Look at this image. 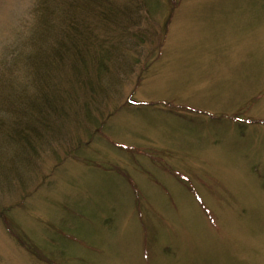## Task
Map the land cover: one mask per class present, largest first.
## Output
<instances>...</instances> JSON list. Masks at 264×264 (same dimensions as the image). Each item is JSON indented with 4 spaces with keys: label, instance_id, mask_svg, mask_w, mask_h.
<instances>
[{
    "label": "rangeland",
    "instance_id": "obj_1",
    "mask_svg": "<svg viewBox=\"0 0 264 264\" xmlns=\"http://www.w3.org/2000/svg\"><path fill=\"white\" fill-rule=\"evenodd\" d=\"M39 1L0 0V264H264V0H102L133 32L15 149Z\"/></svg>",
    "mask_w": 264,
    "mask_h": 264
},
{
    "label": "trees",
    "instance_id": "obj_2",
    "mask_svg": "<svg viewBox=\"0 0 264 264\" xmlns=\"http://www.w3.org/2000/svg\"><path fill=\"white\" fill-rule=\"evenodd\" d=\"M38 3L36 12L39 13L33 25L36 29L32 31L33 37L29 40L37 48L33 49L32 54H28L29 61L26 64L34 73L32 78L36 91L29 99L26 98V102L23 99L21 101L20 98L24 96L21 93L17 99L18 104L10 109L8 128L5 130L4 127L8 120L1 125V131L8 133L15 149H35L37 138L43 137V134L35 136L38 134V120L46 119L51 112L55 113L54 111L70 105V100L61 97L56 85L43 78L46 74H53L58 68L65 67L71 71L72 81L79 79L82 83L86 79L80 71L83 69L87 73L91 69L98 73L105 65L103 58L106 52L110 53L111 48H117L114 45L117 42L111 43L108 39L110 33L101 37L97 35L99 29L100 32L106 31L110 23L116 24L119 29L116 32H133V26H129L133 10L126 9L128 12L123 15L120 6L115 3L112 6L103 4L102 0H40ZM90 4L93 6L87 7ZM38 36L43 37L44 42L38 40ZM42 65L43 69H39ZM44 68H47L46 73ZM92 79L93 77L89 78V82ZM119 172L124 174L121 170ZM126 181L132 189H136L133 182Z\"/></svg>",
    "mask_w": 264,
    "mask_h": 264
}]
</instances>
